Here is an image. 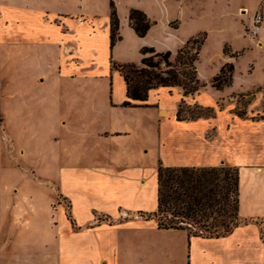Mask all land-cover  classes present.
<instances>
[{
	"label": "rangeland",
	"instance_id": "374dc122",
	"mask_svg": "<svg viewBox=\"0 0 264 264\" xmlns=\"http://www.w3.org/2000/svg\"><path fill=\"white\" fill-rule=\"evenodd\" d=\"M200 2L203 8H196V12L182 11L177 15L182 36L210 33L196 63L198 79L205 86L188 106L213 107L219 101L224 107L236 101L226 98L229 93H249L264 83V46H256L258 39L264 42V18L258 37L247 40L248 20L253 13L262 12L263 4L256 11L258 0H230L226 5L234 9L243 5L247 12L245 7L238 9L237 16L244 14L241 19L230 22L228 18L229 22L223 23L214 14H207L213 2ZM223 4L217 1L214 6ZM60 10L98 16L94 18V34L85 25L71 23L65 41L71 47L66 55L61 54L58 42L45 39L49 33L45 32V22ZM106 10L107 1L103 0H0V264H99L100 259V264H106L104 260L107 264H187L188 258L196 259L197 264H218V257L221 260V256L236 255L235 245L188 240L183 231L169 232L155 226V163L166 165L171 159L169 150L190 138L203 159L210 150L215 156L220 153L239 159L241 149H249V141L234 145L223 131L220 137L209 139L217 123L202 121L181 127L174 121V109L182 98L180 89L149 91L147 107L128 110L116 120L137 124L130 128V134L108 143L104 141L106 136L97 140L94 155L59 152L63 140L59 131L60 95L68 88L106 87L107 80L77 86L70 85L68 79L72 69L85 74H108L103 24ZM225 41L232 48L243 47V54L236 60H220V48L230 51ZM116 55L131 59L137 51L125 41ZM225 61L233 63V84L215 91L210 87L211 77ZM112 83L116 91L123 93L118 76ZM256 95L248 110L254 115L264 112V89L259 100ZM245 101L244 98L237 106L246 112ZM160 108L166 111L162 117L157 116ZM225 120L226 115L221 113L218 123ZM261 126L247 123L244 130L249 134L259 132L261 129L256 128ZM101 128L100 123L97 130ZM94 137L91 132L83 142H92ZM208 142L213 143L210 148ZM62 166L64 171L60 170ZM57 175L62 184H56ZM136 182L141 183L137 186ZM97 189L103 194H93L98 193ZM109 196L119 198L129 209L112 201L107 206ZM132 212L136 213L133 217Z\"/></svg>",
	"mask_w": 264,
	"mask_h": 264
},
{
	"label": "crops",
	"instance_id": "0c3cea01",
	"mask_svg": "<svg viewBox=\"0 0 264 264\" xmlns=\"http://www.w3.org/2000/svg\"><path fill=\"white\" fill-rule=\"evenodd\" d=\"M107 1V10L106 13L103 14L104 21L103 24L106 26V59L108 60V74H85L82 72H77L69 70L68 79L70 85L77 84L84 85L86 82H103L106 81L105 89H96L95 87L92 89L89 88H68L66 92L61 96L59 100V127L63 140L60 143L59 152L60 154L70 155V154H82L85 152L94 155L97 152L96 149V141L102 140L105 138V142H111V140H121L130 134V128L134 129V126L137 124H128L126 121L122 120V123H118V118L123 115V113L127 112L131 109H141L147 107V100L144 102H134L136 106L124 107L122 103L126 100V87L120 73L111 68L112 63H134L139 64L143 55L141 54V49L143 47L153 48L156 52H164L169 51L171 53L176 52L180 49L185 42L193 37H197L196 35L202 32H205L204 42L210 37V33L206 31L198 32L196 35L192 36H182L181 35V21L177 16L180 12H196V8H203V3L200 0H112L115 6L116 14L119 21L118 34L120 39L115 42L113 47H110L109 40V0H103V2ZM220 1L224 3L223 5L214 6V4ZM230 0H210V3L213 2V5L208 6V13L210 16H214L220 18L221 22L227 23L231 22L232 19H241L244 14L240 13V16L236 15V10L244 9L245 6L238 5L236 9L234 7L226 5ZM258 7L256 11H259L258 8L260 4H263L262 7V15L264 18V0H258ZM81 9V7H79ZM132 9L139 10L143 12L147 18L151 21V26L143 37H139L133 28L131 27L128 14ZM247 12V8L245 7ZM54 16L47 20L45 23L48 25V30L45 32H49L46 34V41L48 42H58V47L61 49V54L66 55L71 45H66V33L69 32L68 28L71 23L85 25L90 28L92 33L94 34V29L97 26V21H94V18H98V16L93 15H84L77 12L70 11H55L53 12ZM256 13V12H255ZM246 14V13H245ZM254 14V13H253ZM250 16L248 20V24L251 26L252 16ZM228 18H230L228 20ZM220 22V23H221ZM217 23V24H220ZM243 24L244 21L241 20ZM172 26V27H171ZM263 24L261 26L262 30ZM241 30V29H240ZM249 36V35H248ZM251 38L249 36L248 41L251 42ZM125 41L131 43L134 49L137 51V56L133 58H120L116 55L118 48ZM227 42V41H225ZM259 43L262 45L260 48L264 46V42L261 39H258L256 42V46L258 47ZM230 48L228 52H224V48H220L221 59L220 60H236L240 55L243 54L244 48L236 49L232 48L228 42L226 43ZM222 46V44H221ZM220 46V47H221ZM202 47V46H201ZM163 50V51H162ZM109 53V54H108ZM201 55V48L199 51V57ZM228 61H225L226 63ZM223 63V64H224ZM220 64V63H219ZM218 64V65H219ZM222 64V65H223ZM221 65V66H222ZM220 66V67H221ZM219 66L216 67L215 73L212 74L215 76L220 69ZM114 76H118L123 83V93H119V91L113 88L112 80ZM212 76V77H213ZM234 76V71L233 75ZM211 77V78H212ZM108 79L110 81L108 85ZM234 78L232 77L233 84ZM83 82V83H82ZM109 86V89H108ZM228 86V87H230ZM263 86L258 88V91L261 92L256 95V99L259 100V95L263 92ZM211 87V86H210ZM225 87V88H228ZM223 88L222 90H224ZM263 88V89H262ZM156 89H170V88H156ZM171 89H178L176 87ZM152 89L150 91H153ZM215 90V91H222ZM149 93V92H148ZM246 93V92H232L229 93L226 98H231V100H235L232 96ZM188 96L183 99L187 104L194 103L193 97L197 96ZM223 100V99H220ZM227 100V99H226ZM217 101L213 107L218 105ZM254 103V100L252 101ZM251 103V104H252ZM150 104V103H149ZM228 106L221 107L216 111L214 118L209 119H199L197 121L192 122H177L175 121V112L177 106L174 109V121L180 124L181 127L191 126L195 123H200L202 121L206 123H211V125L216 124V127H213V135L209 138L220 137V133L223 131L227 133L228 138L231 141H234V145L240 144V141H249V149H241V155L239 159L234 158L233 156H215L210 152L204 154V159L199 157L201 153L199 151L194 150L192 139H188L185 141L184 145L179 144L175 146L174 150H169L170 160L166 162L165 166H204V167H215L220 164L233 166L238 169L239 179V209H238V226L227 236L220 237L217 239H202L199 237H190L188 240L201 239V240H217L223 242L224 245L233 246L235 245V253L234 256H221L218 257V264H264V112L263 113H255L252 110L248 111L251 104L246 109V118H239L235 114L232 113V110L237 106V102H228ZM256 108V107H255ZM260 107H257L256 110ZM163 112V114H161ZM249 112V113H248ZM166 111L163 108L158 109L157 116L162 117ZM221 113L226 115V120L223 124L218 123V117ZM218 115V116H217ZM261 116V117H260ZM121 120V119H120ZM102 124V128H97ZM247 123L253 125V127L261 126L263 128L259 132L250 133L244 130V125ZM217 130V134L216 131ZM93 132L95 134L92 142H83L84 137L89 136ZM103 132V133H102ZM208 134V133H207ZM205 134V135H207ZM97 135L101 138H97ZM247 135V136H246ZM104 136V137H103ZM79 138V139H77ZM109 138V139H108ZM115 138V139H112ZM120 138V139H118ZM111 139V140H110ZM205 139H208L205 137ZM211 144H206L207 148H210ZM84 146V147H80ZM101 147V144H99ZM243 147V146H242ZM206 155V157H205ZM90 158V157H87ZM94 159V158H92ZM240 160V161H237ZM241 162V163H239ZM158 164V163H157ZM157 164L155 163V179H156V168ZM164 165V164H163ZM71 167H76V165L72 164ZM79 167V166H78ZM91 168V167H90ZM60 170L64 171L63 166L60 167ZM57 179L56 184H62L59 178V175L56 176ZM138 182V181H137ZM135 183V185L139 186V183ZM103 187H100L102 189ZM99 189V188H98ZM98 193L93 194H103L100 190ZM122 188L120 189V191ZM84 192H89L85 190ZM109 201L107 206L110 205L111 201L113 203L120 204L121 208L129 209L126 206L122 205V201L118 199H113L111 196L107 197ZM73 208V207H72ZM110 208V207H109ZM156 209V207H155ZM112 212V210H106ZM105 212V211H104ZM136 213L130 214L133 215ZM140 219V218H137ZM81 225L85 224L81 222ZM78 223V224H80ZM120 224L121 221L116 222ZM154 224L157 227L156 220L154 219ZM169 232H176L178 230H167ZM186 235V233H185ZM187 236V235H186ZM234 252V251H232ZM186 259L187 264H197L196 259L189 260ZM103 259L99 260L102 262ZM107 264V261L104 260Z\"/></svg>",
	"mask_w": 264,
	"mask_h": 264
},
{
	"label": "trees",
	"instance_id": "16d2710c",
	"mask_svg": "<svg viewBox=\"0 0 264 264\" xmlns=\"http://www.w3.org/2000/svg\"><path fill=\"white\" fill-rule=\"evenodd\" d=\"M128 20L139 37H143L152 24L143 12L136 9L129 11ZM109 26L110 47H113L120 36L112 0H109ZM204 39L205 34L188 39L176 51L174 60H171L170 51L156 52L153 48L143 47L139 64L112 63L111 68L120 73L126 87V100L122 106H136L134 102L146 101L152 89L176 87L181 90L182 98L175 112V121L214 118L220 104L217 107L195 105L191 108L183 99L194 96L205 86L198 79L196 68ZM233 71L232 62L224 63L211 78L210 86L215 90L230 86ZM257 92L237 94V105L245 98L243 105L248 107ZM232 113L239 118L247 116L245 110L238 106ZM238 209L239 176L236 167L165 166L158 162L156 209L152 214L158 229L183 231L188 238L217 239L229 235L238 226Z\"/></svg>",
	"mask_w": 264,
	"mask_h": 264
},
{
	"label": "built area",
	"instance_id": "2783aa9c",
	"mask_svg": "<svg viewBox=\"0 0 264 264\" xmlns=\"http://www.w3.org/2000/svg\"><path fill=\"white\" fill-rule=\"evenodd\" d=\"M263 22V15L260 12H256L252 16V22L250 29L248 30V35L251 38H257L258 37V31L261 29V25Z\"/></svg>",
	"mask_w": 264,
	"mask_h": 264
},
{
	"label": "bare ground",
	"instance_id": "6f19581e",
	"mask_svg": "<svg viewBox=\"0 0 264 264\" xmlns=\"http://www.w3.org/2000/svg\"><path fill=\"white\" fill-rule=\"evenodd\" d=\"M260 46H261V45H260ZM260 46H259V47H260Z\"/></svg>",
	"mask_w": 264,
	"mask_h": 264
}]
</instances>
